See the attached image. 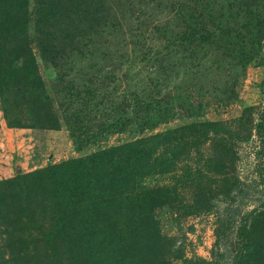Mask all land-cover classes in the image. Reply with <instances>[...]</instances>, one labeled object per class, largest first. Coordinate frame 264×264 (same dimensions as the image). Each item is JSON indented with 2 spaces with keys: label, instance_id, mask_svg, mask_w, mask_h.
I'll list each match as a JSON object with an SVG mask.
<instances>
[{
  "label": "rangeland",
  "instance_id": "obj_1",
  "mask_svg": "<svg viewBox=\"0 0 264 264\" xmlns=\"http://www.w3.org/2000/svg\"><path fill=\"white\" fill-rule=\"evenodd\" d=\"M31 1L51 9L56 0ZM93 1L60 0L51 22L32 25V52L60 127L11 128L0 111V182L141 141L176 162L172 174L150 179L179 193L180 204L154 213L174 244L168 263L206 264L228 205L222 191L230 177L219 166L234 168L231 151L240 181L253 173L264 192L257 135L264 0ZM205 196L214 198L210 208ZM245 207L241 216L253 208ZM252 229V255L264 258V216H255ZM30 256L23 264H35Z\"/></svg>",
  "mask_w": 264,
  "mask_h": 264
},
{
  "label": "trees",
  "instance_id": "obj_2",
  "mask_svg": "<svg viewBox=\"0 0 264 264\" xmlns=\"http://www.w3.org/2000/svg\"><path fill=\"white\" fill-rule=\"evenodd\" d=\"M59 3L49 9L48 3L0 0V111L11 128L60 127L30 40L32 25L51 22L61 11ZM262 126L257 128L259 157H264ZM231 152L229 163L236 168ZM165 158L131 141L0 182V259L23 264L31 255L35 264H169L174 244L162 234L154 213L180 204L179 193L150 182L176 171V162ZM219 167L231 178L222 191L228 205L219 214L213 260L206 264H264L262 255H252V223L255 216H264L259 180L250 173L241 182L236 169L224 162ZM260 175L264 178V171ZM256 193H262L259 204ZM213 200L205 196L204 205L210 208ZM243 206L253 208L241 216Z\"/></svg>",
  "mask_w": 264,
  "mask_h": 264
}]
</instances>
